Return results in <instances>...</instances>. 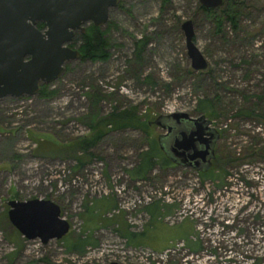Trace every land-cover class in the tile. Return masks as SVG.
<instances>
[{
  "label": "rangeland",
  "instance_id": "1",
  "mask_svg": "<svg viewBox=\"0 0 264 264\" xmlns=\"http://www.w3.org/2000/svg\"><path fill=\"white\" fill-rule=\"evenodd\" d=\"M233 1L239 31L227 21L217 33L199 0H120L110 8L120 28L106 34L107 61H67L49 83L54 96L0 98V264H264V0ZM189 19L205 70L188 55ZM145 37L138 58L135 43ZM120 111L135 113L138 125L104 127L89 151L73 148ZM173 112L204 115L218 132L211 174L165 163L162 151L138 172L166 133L155 120ZM32 198L56 202L70 231L47 243L26 238L8 201ZM88 234L83 252L69 250Z\"/></svg>",
  "mask_w": 264,
  "mask_h": 264
},
{
  "label": "water",
  "instance_id": "2",
  "mask_svg": "<svg viewBox=\"0 0 264 264\" xmlns=\"http://www.w3.org/2000/svg\"><path fill=\"white\" fill-rule=\"evenodd\" d=\"M199 2L214 10L224 0ZM118 5L119 0H0V98L33 96L39 93L40 84L57 80L65 72L67 61L81 59L79 49L68 44L74 30L84 32L87 23L104 26L110 8ZM38 21L47 28L40 29ZM182 28L192 67L205 70L208 61L194 41L193 20H186ZM155 123L168 129L160 136V146L171 161L199 171L211 168L218 132L204 115L192 118L187 112H173L160 116ZM8 205L9 219L28 239L40 238L47 243L70 231V222L53 200L11 199Z\"/></svg>",
  "mask_w": 264,
  "mask_h": 264
},
{
  "label": "trees",
  "instance_id": "3",
  "mask_svg": "<svg viewBox=\"0 0 264 264\" xmlns=\"http://www.w3.org/2000/svg\"><path fill=\"white\" fill-rule=\"evenodd\" d=\"M169 0H163V3H167ZM120 6H123L120 4ZM199 8L204 12L205 16L212 20L216 27V32L217 33H222L225 23L227 21L230 22L233 30L235 32L239 31V11L237 10V4L235 1H231V0H224L223 5L220 8L214 9V10H208L206 9L203 5H200ZM38 27L40 29L45 27V23L44 22H38L37 23ZM120 28L119 25L117 23H115L114 21H109L107 23V26L105 28V30H102L100 27H96L93 23L90 24L87 28H86V32L81 36V45L79 47V51L81 52V60L85 61V60H92V61H107L110 56L111 53L109 52L112 44H110V39L106 36L107 32L110 31V29L112 28ZM148 38H141L136 40V57H141L145 51V47L148 44ZM57 93L56 90H50L49 89V84L47 83H43L40 89V95L42 97H50V96H54ZM207 106H209V104L207 105V103L205 104H201L200 109H204L205 112L207 110H209V108H207ZM140 119L138 118V116L134 113H131L129 111H120V112H114L112 114H110L107 117L101 118L100 120H97L95 123H93L92 125V129H96L97 132L93 137H85L81 140H77L74 142V146L73 148L78 151V150H82L84 152L89 151V149L93 148L99 139L102 138V135H104L103 129L104 127L107 126H112V128H122L123 126H135L138 125ZM151 123V122H150ZM155 152L158 151H162L164 152L159 143L157 144L155 140H152L151 143V150H149L148 152H145L143 154L142 157V163L141 166L138 167V172H145L147 170H149V168H151L154 163H153V158L155 156L154 154ZM164 153H162L161 157L163 158V160H165V163H169L171 162V160H169V158L164 157L163 155ZM159 155V154H158ZM158 157V156H157ZM160 159V158H159ZM80 165H81V160H80ZM212 168V167H211ZM209 168L207 171H203L202 173L205 175L207 174H211L209 173L212 169ZM211 169V170H210ZM212 172V171H211ZM145 176V175H144ZM16 197V196H13ZM99 209L98 205H93L89 208L88 212L90 214H93V216H96V211ZM149 212L152 214V217H154V219H152L153 221H155L157 219V217H159L160 212L159 211V205L157 206H153V208H149ZM89 229L92 231V223H89ZM88 231V230H87ZM145 233V232H144ZM131 235H136L137 233H130ZM143 234V233H141ZM92 240V235L88 234L86 236V238H84L83 240H81V238L77 239L76 242H71L69 243L68 247L69 250H75V251H80L83 252L85 250V246L88 244H92L93 242ZM191 245L193 248L196 247V242H193L191 240H189ZM259 264V263H258Z\"/></svg>",
  "mask_w": 264,
  "mask_h": 264
},
{
  "label": "flooded vegetation",
  "instance_id": "4",
  "mask_svg": "<svg viewBox=\"0 0 264 264\" xmlns=\"http://www.w3.org/2000/svg\"><path fill=\"white\" fill-rule=\"evenodd\" d=\"M119 3H120V0H119ZM109 16H110V13H109ZM38 22H42V21H38ZM37 22V23H38ZM108 22H109V20H108ZM107 22V23H108ZM106 23V24H107ZM92 24V23H91ZM105 24V25H106ZM38 26V25H37ZM88 26L85 24V31L84 32H82L80 29H76V30H74V36H73V39H72V41L70 42V43H68L69 44V46L70 47H72V48H77V49H79V47H75V45H74V42H75V40L77 39V38H79V39H81V36L86 32V28H87ZM97 27V26H96ZM47 27H46V24H45V27L44 28H42V30H44V29H46ZM101 28V27H100ZM102 29V28H101ZM81 35V36H80ZM30 58V56H28L27 57V59H29ZM161 128H163L162 126H161ZM168 132V129H166V133ZM160 138H159V144H160ZM164 153H166L165 152V150H164ZM171 162H173L174 163V161H171Z\"/></svg>",
  "mask_w": 264,
  "mask_h": 264
}]
</instances>
